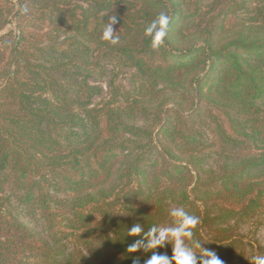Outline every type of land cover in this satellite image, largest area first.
<instances>
[{"label": "trees", "instance_id": "obj_1", "mask_svg": "<svg viewBox=\"0 0 264 264\" xmlns=\"http://www.w3.org/2000/svg\"><path fill=\"white\" fill-rule=\"evenodd\" d=\"M202 3L0 0V264H143L128 229L172 204L212 247L263 208L264 0L248 22L245 1L212 0L209 17ZM113 15L116 44L101 39ZM102 49L134 69L129 89L103 96Z\"/></svg>", "mask_w": 264, "mask_h": 264}, {"label": "clouds", "instance_id": "obj_2", "mask_svg": "<svg viewBox=\"0 0 264 264\" xmlns=\"http://www.w3.org/2000/svg\"><path fill=\"white\" fill-rule=\"evenodd\" d=\"M21 11L27 14L28 8L25 6ZM109 21L102 31L101 39L116 44L119 41V37L113 35V25L117 23L116 16L109 17ZM170 21L171 17L167 13H160L145 28L144 35L150 38L153 48L164 43ZM168 215L171 220L170 225L152 224L147 232H144L140 225L128 229L129 236L141 238L134 240L127 250L130 253L150 252L151 255L143 260V264H225L215 250L203 247V240L196 238L195 230L201 223L200 216L190 215L183 206L171 208ZM169 244L171 255L157 251ZM132 264H141V262L134 259ZM250 264H264V255H253Z\"/></svg>", "mask_w": 264, "mask_h": 264}, {"label": "rangeland", "instance_id": "obj_3", "mask_svg": "<svg viewBox=\"0 0 264 264\" xmlns=\"http://www.w3.org/2000/svg\"><path fill=\"white\" fill-rule=\"evenodd\" d=\"M242 1L247 3V11L237 13L234 19L240 18L248 22L249 18L254 15L256 0ZM211 3L212 0H203V11L206 17H209L213 13L210 7ZM233 21V18H231L228 20L227 25L232 24ZM134 34H136V32H133L132 35ZM126 36H128V34H122V37ZM92 61V66L95 71L93 77H95L97 82L103 87V96L109 91L110 85H108V83L110 81L114 86L122 90L129 89L134 82V69L122 58L114 57L111 53L102 49L95 52ZM164 93L167 92L164 91ZM173 207L179 206L172 204L168 209V213ZM168 213L166 221L162 226L171 224ZM228 226L231 227L232 237L222 243L214 241L213 247L210 246L211 241H213L212 233L208 232V229L201 227L199 233L203 240L202 246L205 248H213L225 264H244L249 261L253 255H264V206L257 213L255 211L246 221L234 224L233 220H229L228 223H224L222 227L226 228ZM232 240H235L233 241V245L230 247H222V245H226Z\"/></svg>", "mask_w": 264, "mask_h": 264}]
</instances>
